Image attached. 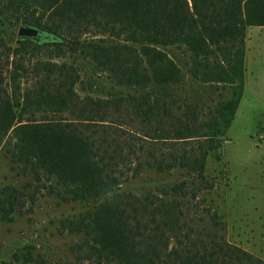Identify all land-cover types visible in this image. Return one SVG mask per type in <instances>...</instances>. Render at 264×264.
Returning <instances> with one entry per match:
<instances>
[{"label": "trees", "instance_id": "16d2710c", "mask_svg": "<svg viewBox=\"0 0 264 264\" xmlns=\"http://www.w3.org/2000/svg\"><path fill=\"white\" fill-rule=\"evenodd\" d=\"M3 14L40 27L35 44L86 46L115 82L139 89L80 99L66 66L44 64V83L18 99L4 77L15 54L0 42V144L15 139L11 150L25 174L64 202L107 196L144 170L184 174L170 190L113 193L88 212L90 224L82 217L65 224L84 233L72 248L79 261L263 264L227 240L204 194L214 188L207 158L221 148L243 96L246 29L264 26V0H0ZM84 35L106 39L83 41ZM179 54L192 80L231 88L212 118L196 104H179ZM38 112L51 116L36 118ZM10 195L19 205L22 197Z\"/></svg>", "mask_w": 264, "mask_h": 264}, {"label": "rangeland", "instance_id": "374dc122", "mask_svg": "<svg viewBox=\"0 0 264 264\" xmlns=\"http://www.w3.org/2000/svg\"><path fill=\"white\" fill-rule=\"evenodd\" d=\"M22 23L0 15V42L15 54L10 59L15 64L4 72L5 83L18 99L44 83L41 79L44 64L57 65L55 68L66 66L80 99L138 94V88L115 82L97 65L84 45L75 42L73 46L59 48L43 42L35 44L31 39L20 42L18 31ZM81 39L97 42L106 38L84 35ZM179 58L183 77L175 90L179 104H196L200 114L212 118L218 103L230 98L231 88L224 84L209 87L192 80L188 59L180 54ZM243 86L240 105L223 136L221 148L207 158L205 172L214 182V188L204 195L225 223L227 240L264 264V26L246 29ZM20 111L21 108H16L17 116ZM48 114L38 112L35 117ZM24 115V118L32 117L29 113ZM10 138H3L0 144V264H87L79 261L72 251L83 242V231L71 233L65 224L80 217L90 224L88 212L113 193L170 190L184 178L180 170H144L107 196L103 194L90 202H64L42 188L34 175L25 174L24 165L17 161L15 153L18 152L11 150V144L16 141ZM14 191L22 197L19 205H12L8 199Z\"/></svg>", "mask_w": 264, "mask_h": 264}, {"label": "water", "instance_id": "95a60500", "mask_svg": "<svg viewBox=\"0 0 264 264\" xmlns=\"http://www.w3.org/2000/svg\"><path fill=\"white\" fill-rule=\"evenodd\" d=\"M39 35H41V29L27 24H22L18 31V37L20 39H33L38 41Z\"/></svg>", "mask_w": 264, "mask_h": 264}, {"label": "flooded vegetation", "instance_id": "af4514ba", "mask_svg": "<svg viewBox=\"0 0 264 264\" xmlns=\"http://www.w3.org/2000/svg\"><path fill=\"white\" fill-rule=\"evenodd\" d=\"M41 37H42V33H41V35L38 36V39H41Z\"/></svg>", "mask_w": 264, "mask_h": 264}]
</instances>
